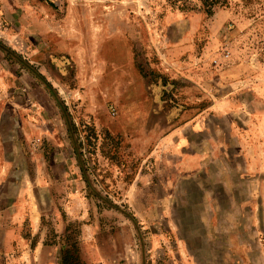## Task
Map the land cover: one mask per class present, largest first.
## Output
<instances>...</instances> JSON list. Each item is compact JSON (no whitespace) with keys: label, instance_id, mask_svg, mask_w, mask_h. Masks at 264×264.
<instances>
[{"label":"rangeland","instance_id":"rangeland-1","mask_svg":"<svg viewBox=\"0 0 264 264\" xmlns=\"http://www.w3.org/2000/svg\"><path fill=\"white\" fill-rule=\"evenodd\" d=\"M263 134L264 0H0V264H264Z\"/></svg>","mask_w":264,"mask_h":264},{"label":"crops","instance_id":"crops-1","mask_svg":"<svg viewBox=\"0 0 264 264\" xmlns=\"http://www.w3.org/2000/svg\"><path fill=\"white\" fill-rule=\"evenodd\" d=\"M253 130H254L255 133L258 132V131H260V129H258L256 131L255 130V126H252L250 128V132H252ZM256 135L259 136L260 133H257ZM261 137H264V134ZM12 166H13L12 163L5 162L4 154L0 150V190H1V187L3 188L4 182H6L4 180V175H7V172L9 171V169H12L11 168ZM0 197H1V194H0ZM21 201H22V198H18L16 200V202L12 203V206H13L14 211H17L18 212L17 218L19 220H21L20 219V216H21V213H22V209H24L23 208L24 207V204ZM29 207H30V210H29L30 214L32 215V217L34 216L33 224H37V220L35 219V205L31 202V204L29 203ZM3 212L4 211H0V216L3 215Z\"/></svg>","mask_w":264,"mask_h":264},{"label":"trees","instance_id":"trees-1","mask_svg":"<svg viewBox=\"0 0 264 264\" xmlns=\"http://www.w3.org/2000/svg\"><path fill=\"white\" fill-rule=\"evenodd\" d=\"M220 1L222 0H203V4L205 7V10L207 12H210V10L212 9V7L218 3H220Z\"/></svg>","mask_w":264,"mask_h":264}]
</instances>
